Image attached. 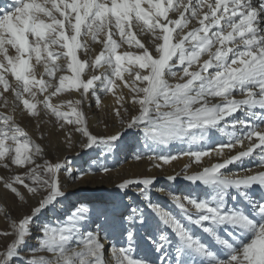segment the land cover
<instances>
[{
  "label": "snow or ice",
  "instance_id": "1",
  "mask_svg": "<svg viewBox=\"0 0 264 264\" xmlns=\"http://www.w3.org/2000/svg\"><path fill=\"white\" fill-rule=\"evenodd\" d=\"M42 115L68 151L142 137L134 159L167 185L122 178L107 198L73 201L67 180L89 173L49 159L18 122ZM0 169V194L22 209L0 205V264H264V0L0 3ZM141 233L150 251L137 256Z\"/></svg>",
  "mask_w": 264,
  "mask_h": 264
},
{
  "label": "bare ground",
  "instance_id": "2",
  "mask_svg": "<svg viewBox=\"0 0 264 264\" xmlns=\"http://www.w3.org/2000/svg\"><path fill=\"white\" fill-rule=\"evenodd\" d=\"M5 0H0V3H4ZM65 98H68L65 96ZM54 103H59V101L54 98ZM103 104L110 108L113 105V98L111 96L103 97ZM63 110V109H62ZM87 118L91 122L92 130L94 132L105 133L106 130L101 121L108 120L109 130L111 129V121L106 116L105 111H101L97 109L93 103L92 108L85 109ZM21 126L25 128V131L35 140L37 143H40L42 146L47 144L46 139L41 140V129L39 128H31L27 125V123L20 122ZM116 127H119L117 124ZM48 135L53 140L52 149H48L47 151L48 158L51 160H56L57 157L63 159L65 156L72 162H78V166L73 165V170L80 172H87L89 175L85 177L82 181H77L75 184H72L71 180H67L66 190L71 193H75L73 195L72 200H83V201H96L103 197L102 195L97 197L96 199L92 198V191L94 189H98L101 186L107 188V195L114 191V185L121 181L122 178H142L145 175H155L157 177V185L156 187H161L167 185V181L165 180V173L160 172L156 169H152L151 173H149L148 169L151 168V164L147 160L136 161L134 156L140 152L144 153L147 150L144 147V141L142 137L134 138V137H126L123 144L119 148L108 149L105 148L102 151H99V156L89 155L87 154V150H82L79 147H76L72 151H68L62 147L64 137L60 135L56 129L55 121L51 122L50 126L46 130ZM57 136V137H56ZM58 139V140H57ZM46 149V147H45ZM133 149V151L131 150ZM178 149L173 150V154ZM132 151V152H130ZM111 159V161L109 160ZM207 159V158H205ZM111 162V163H110ZM187 162L186 159L173 161L171 166H166L167 171L170 173L172 171H179L183 164ZM103 165L108 167L110 171L109 176H103L99 171V167ZM1 174V173H0ZM67 179V178H66ZM111 181V183H109ZM184 183L182 181L178 182L177 192L179 193L180 189H183ZM81 189H85L87 192L83 194V196H78L77 192ZM155 191V189H154ZM2 194H0L1 196ZM105 194V196H107ZM156 196L160 197V202L167 204V198L161 196L159 193H156ZM1 199H4L1 196ZM126 202V201H125ZM49 219H52L53 214L49 213ZM150 245H148L147 241L143 239V233H141L140 247L136 249V255L141 256L143 252H149Z\"/></svg>",
  "mask_w": 264,
  "mask_h": 264
},
{
  "label": "rangeland",
  "instance_id": "3",
  "mask_svg": "<svg viewBox=\"0 0 264 264\" xmlns=\"http://www.w3.org/2000/svg\"><path fill=\"white\" fill-rule=\"evenodd\" d=\"M55 118L50 116V115H42V120L40 121V126L39 129H41L40 133L43 134L44 139H46L47 144L43 145V147H46V151H49L50 149H52L53 147V140L48 133L46 132V130L48 129V126H50V123L53 122L54 123ZM18 122H23V123H27L28 126H30L31 128H37L35 125L37 123V121L35 119H30V118H26L23 120H19ZM57 137V136H56ZM58 140V139H57ZM49 149V150H48ZM133 151V149H131ZM130 151V152H132ZM111 161V159H109ZM111 163V162H110ZM74 166H78V162H73ZM5 170L0 169V173L3 174ZM92 191V198L96 199L99 196H103L101 198H107V188H105L104 186H101L98 189H94V190H90ZM71 193V192H69ZM87 192L85 191V189H81L80 191L77 192L78 196H83V194H86ZM105 194L107 196H105ZM2 196V195H1ZM0 196V205H5L9 211L11 212L12 216H19L22 209L20 208V204L19 201L17 200L15 203H13L11 197H3L4 199H1ZM73 196H71L70 198L72 199ZM125 201L127 202V198H125ZM49 215V213H48ZM49 218V216H48ZM9 220H7L2 214H0V231H4V230H9ZM40 222L38 221L37 224H39ZM37 233L35 232V230L33 231V238L29 241V244L32 246H36L38 241L36 239ZM8 241H5V239L3 237H0V249L3 248V246L5 245V243H7ZM25 256L30 255V253H28L27 251L24 253Z\"/></svg>",
  "mask_w": 264,
  "mask_h": 264
}]
</instances>
